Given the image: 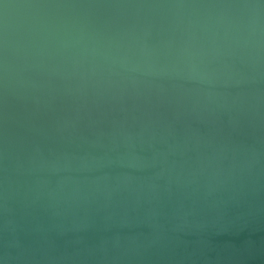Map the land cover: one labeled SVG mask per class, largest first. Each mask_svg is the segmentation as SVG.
Listing matches in <instances>:
<instances>
[{"label": "water", "instance_id": "water-1", "mask_svg": "<svg viewBox=\"0 0 264 264\" xmlns=\"http://www.w3.org/2000/svg\"><path fill=\"white\" fill-rule=\"evenodd\" d=\"M0 264H264V0H0Z\"/></svg>", "mask_w": 264, "mask_h": 264}]
</instances>
